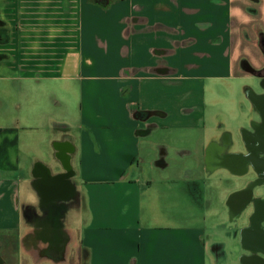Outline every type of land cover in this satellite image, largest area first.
<instances>
[{
    "label": "crops",
    "instance_id": "crops-1",
    "mask_svg": "<svg viewBox=\"0 0 264 264\" xmlns=\"http://www.w3.org/2000/svg\"><path fill=\"white\" fill-rule=\"evenodd\" d=\"M101 1L0 0V264H218L213 99L259 116L264 0Z\"/></svg>",
    "mask_w": 264,
    "mask_h": 264
},
{
    "label": "flooded vegetation",
    "instance_id": "flooded-vegetation-1",
    "mask_svg": "<svg viewBox=\"0 0 264 264\" xmlns=\"http://www.w3.org/2000/svg\"><path fill=\"white\" fill-rule=\"evenodd\" d=\"M256 108L259 121L241 132V140L225 142L227 149L234 143H242V148L217 160L241 183L229 199L232 213L241 216L250 210L240 232L241 264H264V101Z\"/></svg>",
    "mask_w": 264,
    "mask_h": 264
},
{
    "label": "rangeland",
    "instance_id": "rangeland-1",
    "mask_svg": "<svg viewBox=\"0 0 264 264\" xmlns=\"http://www.w3.org/2000/svg\"><path fill=\"white\" fill-rule=\"evenodd\" d=\"M241 89V84L238 83L231 93L227 92L225 89H219L221 94L220 97L218 99H213L214 102H219L221 105L216 108L217 110H214V113H220V116L215 120V124L219 125L224 123L226 130L229 131L233 139L236 140L240 139L241 127L251 126V120H248V117L245 118L247 120L242 117L243 112H248L253 118L254 115L256 118L259 117L256 113L253 114L247 110H250L251 106L249 102L245 100L244 94L240 93ZM252 109L251 107V110ZM165 142H170V138L167 135ZM234 145L235 147L231 149V153L239 152L242 148V143H234ZM219 174L224 179L225 184H228L232 189L241 187V183H238L239 179L230 177L227 170L223 169ZM226 211L227 210L223 212L221 219L217 220L214 218L213 226L208 228L209 242L219 247L216 254L218 264H241L240 256L242 249L240 232L245 223L244 216L250 213V210L243 213L241 216Z\"/></svg>",
    "mask_w": 264,
    "mask_h": 264
},
{
    "label": "water",
    "instance_id": "water-1",
    "mask_svg": "<svg viewBox=\"0 0 264 264\" xmlns=\"http://www.w3.org/2000/svg\"><path fill=\"white\" fill-rule=\"evenodd\" d=\"M252 101L255 104V106H259L261 105V103L264 101V95L261 96H253L252 97Z\"/></svg>",
    "mask_w": 264,
    "mask_h": 264
},
{
    "label": "trees",
    "instance_id": "trees-1",
    "mask_svg": "<svg viewBox=\"0 0 264 264\" xmlns=\"http://www.w3.org/2000/svg\"><path fill=\"white\" fill-rule=\"evenodd\" d=\"M101 3L104 4V5H107V1L106 0H102ZM263 43H264V39H263Z\"/></svg>",
    "mask_w": 264,
    "mask_h": 264
}]
</instances>
